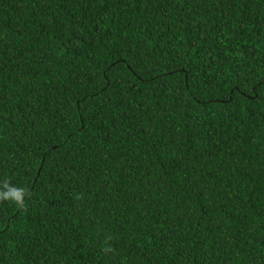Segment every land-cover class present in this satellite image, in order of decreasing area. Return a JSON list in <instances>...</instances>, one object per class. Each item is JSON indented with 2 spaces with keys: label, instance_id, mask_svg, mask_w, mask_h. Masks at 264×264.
Returning a JSON list of instances; mask_svg holds the SVG:
<instances>
[{
  "label": "trees",
  "instance_id": "trees-1",
  "mask_svg": "<svg viewBox=\"0 0 264 264\" xmlns=\"http://www.w3.org/2000/svg\"><path fill=\"white\" fill-rule=\"evenodd\" d=\"M0 264H264V0H0Z\"/></svg>",
  "mask_w": 264,
  "mask_h": 264
},
{
  "label": "clouds",
  "instance_id": "clouds-1",
  "mask_svg": "<svg viewBox=\"0 0 264 264\" xmlns=\"http://www.w3.org/2000/svg\"><path fill=\"white\" fill-rule=\"evenodd\" d=\"M24 196V190L15 185L5 184L0 187V198L11 200L19 204Z\"/></svg>",
  "mask_w": 264,
  "mask_h": 264
}]
</instances>
